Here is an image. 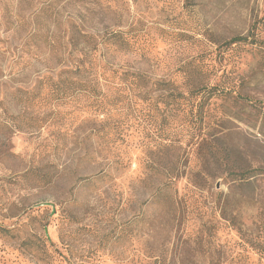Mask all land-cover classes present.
Returning <instances> with one entry per match:
<instances>
[{
  "label": "rangeland",
  "instance_id": "374dc122",
  "mask_svg": "<svg viewBox=\"0 0 264 264\" xmlns=\"http://www.w3.org/2000/svg\"><path fill=\"white\" fill-rule=\"evenodd\" d=\"M0 264H264V0H0Z\"/></svg>",
  "mask_w": 264,
  "mask_h": 264
},
{
  "label": "trees",
  "instance_id": "16d2710c",
  "mask_svg": "<svg viewBox=\"0 0 264 264\" xmlns=\"http://www.w3.org/2000/svg\"><path fill=\"white\" fill-rule=\"evenodd\" d=\"M83 43L87 44L93 52H97L98 49H101L102 44L107 46L108 48H114L116 50L127 48L128 47V41L124 37V33L115 31L110 34V36L107 34L105 37H101V42L99 43L97 41L98 35L93 34H87V33H81L80 35ZM246 40L242 37H235L229 41V43H238V42H245ZM95 60V59H94ZM94 60L89 63H80L78 66L74 68H68L64 75V83L67 85V90L64 93V97L67 99H71L75 97L77 94L81 92H85L81 95L85 97H90V95L94 96V103L97 106V108L102 109L103 112L106 111L104 108V104L102 105L99 101L100 97H102V93L98 92L100 79L106 80L107 83L114 84L115 82H120L122 84L126 85H133L136 86L137 89L141 90L150 85L151 88H153L154 84L149 83V78L140 73V72H133V71H127L122 70L117 67H112L107 63H103L104 65H99V61H96L94 63ZM161 86L160 83L156 84V87ZM71 88H78L79 93H75L71 91ZM158 90H162L161 88ZM156 90V91H158ZM202 90L207 91V95L210 97V99L214 98H220V97H228L231 93L230 91L225 90H218L216 87L207 88L206 86L198 87L195 91L190 92L188 94V98L196 97ZM206 95V94H205ZM105 97V95H103ZM164 97H170V96H164ZM185 97L183 94L178 93L175 96L176 98H182ZM244 100H250L247 97H240ZM167 188L166 185H164V189Z\"/></svg>",
  "mask_w": 264,
  "mask_h": 264
}]
</instances>
